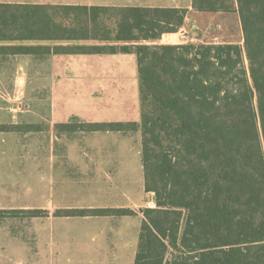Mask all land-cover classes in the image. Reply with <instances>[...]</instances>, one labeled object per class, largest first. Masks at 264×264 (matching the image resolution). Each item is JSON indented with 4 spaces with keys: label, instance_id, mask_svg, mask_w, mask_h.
Here are the masks:
<instances>
[{
    "label": "trees",
    "instance_id": "1",
    "mask_svg": "<svg viewBox=\"0 0 264 264\" xmlns=\"http://www.w3.org/2000/svg\"><path fill=\"white\" fill-rule=\"evenodd\" d=\"M191 6L237 12L244 43H156L183 28L185 7L0 1V56L136 55L139 124L55 126L69 137L140 130L144 187L155 206L59 208L54 216L142 214L134 264H264V0H192ZM46 213L0 210V216Z\"/></svg>",
    "mask_w": 264,
    "mask_h": 264
},
{
    "label": "rangeland",
    "instance_id": "2",
    "mask_svg": "<svg viewBox=\"0 0 264 264\" xmlns=\"http://www.w3.org/2000/svg\"><path fill=\"white\" fill-rule=\"evenodd\" d=\"M47 4H95L100 0H0ZM243 44L237 12L189 9L183 28L156 43L187 41ZM142 100L136 55L94 54L0 56V125L19 124L14 146L29 149L14 162L10 190L15 205L52 208L154 207L145 191L140 130L59 133L60 121L141 122ZM38 127L44 130L38 132ZM48 132H46V128ZM33 127V128H32ZM3 134L8 131H0ZM2 136V135H1ZM1 138V137H0ZM10 141V140H9ZM1 146V145H0ZM80 206V207H78ZM94 207V208H95ZM32 218L17 228L36 242L41 264H134L141 214ZM115 218V217H114ZM18 224V223H16ZM8 235V234H7ZM23 253V252H20ZM171 252L167 258H171Z\"/></svg>",
    "mask_w": 264,
    "mask_h": 264
},
{
    "label": "crops",
    "instance_id": "3",
    "mask_svg": "<svg viewBox=\"0 0 264 264\" xmlns=\"http://www.w3.org/2000/svg\"><path fill=\"white\" fill-rule=\"evenodd\" d=\"M23 2V1H19ZM105 5H133V6H161V7H185L192 9V0H100V3ZM92 121V120H91ZM42 125V124H41ZM56 125V124H55ZM50 127H45L46 132ZM44 128L41 126L38 132H41ZM113 132V131H107ZM82 133V132H81ZM96 133V132H89ZM121 133V132H119ZM17 132H0V210L9 209H42L47 213L46 216L34 217V218H54V212L52 208L32 205L26 203L23 206L15 205L16 200L12 197V190H10V183L12 181L13 170H15L14 162L17 156L22 155L23 152L27 154L29 149H20L14 146L13 139L18 138ZM128 134V133H122ZM2 135V136H1ZM65 136L69 137L67 134ZM13 138V139H11ZM10 140V141H9ZM61 206L59 208H65ZM80 207V206H78ZM95 205H90L87 208H94ZM108 207V206H106ZM109 207H123L113 205ZM58 208V209H59ZM142 216V214H141ZM89 217V216H88ZM33 217L25 216H0V264H41L42 256L39 254V248L36 242L22 240L19 235L17 227L21 226V222L30 228V219ZM116 219V217H112ZM18 223V224H16ZM8 234V235H7ZM23 252V253H20Z\"/></svg>",
    "mask_w": 264,
    "mask_h": 264
}]
</instances>
